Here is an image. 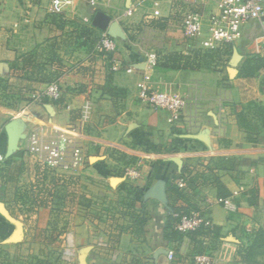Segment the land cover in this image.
Listing matches in <instances>:
<instances>
[{
	"label": "crops",
	"instance_id": "1",
	"mask_svg": "<svg viewBox=\"0 0 264 264\" xmlns=\"http://www.w3.org/2000/svg\"><path fill=\"white\" fill-rule=\"evenodd\" d=\"M71 1L64 17H51L50 0H0V79L16 103L0 98V264H195L190 238L172 230V207L211 220L216 264H264V67L240 74L254 65L246 59L263 56L264 20L245 23L234 43L205 56L199 39L183 35L179 9L209 13L213 0ZM96 12L108 18L105 29L93 25ZM111 25L119 72L95 49ZM194 51L203 59L194 69L159 65L165 54ZM56 59L73 90L60 84L59 100L37 102L31 96L48 86L42 76ZM140 84L183 98L179 118L140 101ZM34 129L83 147L72 184L43 174L27 150ZM239 187L233 207L216 201ZM66 234L70 259L62 256Z\"/></svg>",
	"mask_w": 264,
	"mask_h": 264
},
{
	"label": "built area",
	"instance_id": "2",
	"mask_svg": "<svg viewBox=\"0 0 264 264\" xmlns=\"http://www.w3.org/2000/svg\"><path fill=\"white\" fill-rule=\"evenodd\" d=\"M71 0H50L47 7L49 16L65 15L66 6L71 5ZM214 9L206 13L204 8L195 4H187L179 9L180 28L183 35L190 40L200 39L201 51L205 54L216 53L223 46L234 43L241 35L242 26L250 21L262 23L264 20V0H213ZM93 4V3H92ZM264 56V39L261 41ZM95 49L105 55L110 63V70L119 72L122 67L119 61L112 57L116 49L115 40L107 33L102 32L95 43ZM150 66L158 62L156 53L146 55ZM126 72L130 68H125ZM32 99L41 102L59 100L61 97L58 82H51L41 92L32 94ZM138 99L154 109H163L170 113L172 120L176 121L185 106L184 99L167 92L154 91L146 85L138 86ZM27 150L40 166L43 174L49 181L55 183L73 182L83 167L86 154L83 147L66 136L44 129H34L27 137ZM4 161L0 153V163ZM130 176H137L136 171L128 172ZM178 185L183 186L182 180ZM242 191V187L234 190L229 196L217 198L216 201L223 206L233 207V199ZM174 219L172 230L187 239L193 232L199 233L201 244L210 250L214 238V228L210 219L201 211L172 212ZM62 256L70 259L74 256L73 241L70 234H66ZM173 257L169 250L168 258ZM195 264H216L213 253L210 251L195 254L192 257Z\"/></svg>",
	"mask_w": 264,
	"mask_h": 264
},
{
	"label": "trees",
	"instance_id": "3",
	"mask_svg": "<svg viewBox=\"0 0 264 264\" xmlns=\"http://www.w3.org/2000/svg\"><path fill=\"white\" fill-rule=\"evenodd\" d=\"M60 16H63V15L51 16V17H60ZM228 45H225L224 48L229 47ZM198 55H199V51H194L192 53V55H185V54H181V53H177V52L168 53L162 57L159 65L162 68H170V69H194V68L198 67V65H199L196 63V57H198ZM204 55L207 56L210 54L205 53ZM251 62H254L253 67H251L249 65V63H251ZM244 65H249L250 67L245 66V68H242L240 74L243 76H249V75L253 74L255 71L264 67V56L250 57V58L245 60ZM60 69H62V66H59L55 69L47 70L46 75L42 76V79L46 80L48 83L58 82L59 85L62 84V86L64 85V86H66V88H69L73 79L70 77H66L68 75V73L65 72L64 70L60 71ZM75 80H77V79H75ZM2 84L6 85V80L0 79V85H2ZM69 89L73 90V88H69ZM77 90L82 92L83 88L81 86H79V88H77ZM1 101H2V104L6 105L8 107L14 106V104L13 105L8 104L3 99H1ZM263 125H264V120H263ZM182 173L186 174L187 172L184 170V171H182ZM172 211L173 212L174 211H180V209L176 208V207H172ZM183 212H186V211L184 210ZM200 232L201 231L193 232V234L190 236L191 245H192L191 250L193 252L192 255L201 254V253L208 252V251L213 252L215 249L213 246H211L210 250H209L208 248H205L204 246H202L200 240H196V237H197V235H199ZM214 232H215V230H214ZM215 233H214V235H215ZM179 236L180 235L177 234V238H179Z\"/></svg>",
	"mask_w": 264,
	"mask_h": 264
},
{
	"label": "rangeland",
	"instance_id": "4",
	"mask_svg": "<svg viewBox=\"0 0 264 264\" xmlns=\"http://www.w3.org/2000/svg\"><path fill=\"white\" fill-rule=\"evenodd\" d=\"M75 24L78 26V28H80V23H77V22H75ZM82 33H83V30L82 29H79V31H78V34L79 35H82ZM95 35H97V34H94V36L91 38V41L92 40H95L96 38V36ZM75 37V36H74ZM77 37V36H76ZM200 40V39H199ZM198 59L200 60V61H203V59L202 58H199L198 57ZM48 65H53L54 66V68H57V67H59V66H62V64L60 63V60H58V59H56V60H52L51 62H50V64H48ZM12 88H14V87H10L8 84H6V85H4V84H2V85H0V98L1 99H3L5 102H7L8 104H11V105H15L16 103H14V100H12V97H11V94H12ZM13 95V94H12ZM68 183H70V184H72L71 183V181H69ZM48 186H50V185H48ZM48 189V190H47ZM51 189H53V187H51L50 189L49 188H46L45 189V192L42 194V197H40L41 199V201H42V203L43 202H49V201H51V198H49V193H50V191L49 190H51ZM57 191H59V193L58 194H60V195H63V194H67L68 195V189H65L64 190V188H60V187H58L57 189H56ZM61 190V191H60ZM57 194V195H58ZM59 196V195H58ZM57 196V197H58ZM53 201H54V199H53ZM55 203H57V201L55 200L54 202H53V204L54 205H56ZM57 207V206H56ZM59 207H63V205H60ZM58 207V208H59ZM2 259H1V257H0V261H1ZM2 264H5V263H2ZM17 264V263H16Z\"/></svg>",
	"mask_w": 264,
	"mask_h": 264
},
{
	"label": "water",
	"instance_id": "5",
	"mask_svg": "<svg viewBox=\"0 0 264 264\" xmlns=\"http://www.w3.org/2000/svg\"><path fill=\"white\" fill-rule=\"evenodd\" d=\"M107 22H108V18L101 12H96L94 17H93V25L97 26L99 28L105 29L107 26ZM107 34L111 37L114 36V34H116V26L115 25H111L108 28V32ZM13 128V124L9 123L6 125V131L8 134H11V130Z\"/></svg>",
	"mask_w": 264,
	"mask_h": 264
}]
</instances>
